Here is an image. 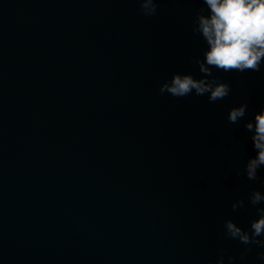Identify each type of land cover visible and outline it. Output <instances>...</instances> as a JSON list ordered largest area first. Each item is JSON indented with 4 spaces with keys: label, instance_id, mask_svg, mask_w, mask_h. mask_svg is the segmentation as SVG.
Returning <instances> with one entry per match:
<instances>
[{
    "label": "water",
    "instance_id": "1",
    "mask_svg": "<svg viewBox=\"0 0 264 264\" xmlns=\"http://www.w3.org/2000/svg\"><path fill=\"white\" fill-rule=\"evenodd\" d=\"M198 0H0V264H234L228 239L258 188L237 175L255 155L244 128L264 107V72H221L214 103L159 92L200 76ZM264 68V66H262ZM248 101L239 124L229 110ZM227 264V257H225Z\"/></svg>",
    "mask_w": 264,
    "mask_h": 264
},
{
    "label": "clouds",
    "instance_id": "2",
    "mask_svg": "<svg viewBox=\"0 0 264 264\" xmlns=\"http://www.w3.org/2000/svg\"><path fill=\"white\" fill-rule=\"evenodd\" d=\"M140 5L144 16L157 14L163 0H135ZM203 7L196 11L192 21V31L199 35L206 44L202 57L194 62L199 67L200 76L192 72L177 71L170 80H165L159 88L161 94L168 93L182 98L195 94L207 95L214 103L223 100L231 93L228 80L214 74L221 72H264V0H198ZM248 101L229 110L228 121L239 124L247 116ZM244 128L251 133L255 155L247 159L237 175H245L248 180L259 179V172L264 168V107L257 111L254 118L246 120ZM255 208V216L247 228L235 219L224 221V234L228 239L238 241L244 246L241 258L253 251V247L264 249V191L254 188L247 198H240L232 203V211ZM234 264L235 257L221 249L216 264ZM254 264H264V251L257 254Z\"/></svg>",
    "mask_w": 264,
    "mask_h": 264
}]
</instances>
